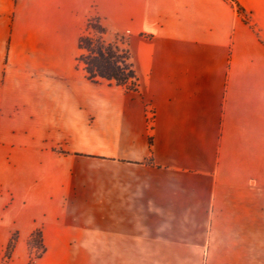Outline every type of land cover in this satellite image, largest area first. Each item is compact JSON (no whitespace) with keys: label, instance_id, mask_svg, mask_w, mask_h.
<instances>
[{"label":"crops","instance_id":"1","mask_svg":"<svg viewBox=\"0 0 264 264\" xmlns=\"http://www.w3.org/2000/svg\"><path fill=\"white\" fill-rule=\"evenodd\" d=\"M236 2L246 17L225 0H0V256L39 230L53 259L264 264V0ZM94 18L126 37L135 92L86 78Z\"/></svg>","mask_w":264,"mask_h":264},{"label":"trees","instance_id":"2","mask_svg":"<svg viewBox=\"0 0 264 264\" xmlns=\"http://www.w3.org/2000/svg\"><path fill=\"white\" fill-rule=\"evenodd\" d=\"M229 2L238 15L245 17L244 9L236 0H225ZM92 30L96 38L92 39L86 34H82L78 39V49L80 55L78 63L83 67L86 78L93 82H107L124 89L125 92H135L137 90V79L130 62L129 53L126 47L121 48L115 43H105L102 37L105 29L100 25L98 19H88L85 31ZM82 52H86L85 55ZM151 144V138L148 139ZM36 234L41 238L40 232Z\"/></svg>","mask_w":264,"mask_h":264},{"label":"rangeland","instance_id":"3","mask_svg":"<svg viewBox=\"0 0 264 264\" xmlns=\"http://www.w3.org/2000/svg\"><path fill=\"white\" fill-rule=\"evenodd\" d=\"M84 34L88 35L92 39L96 38V34L92 30H87ZM102 39L105 43H108L104 40V36ZM111 43L118 44L121 48H124L126 37H115ZM82 54L85 55L86 52H82ZM13 239L14 243L8 245L2 251L0 264H11L10 260L14 250H17V253L22 258L21 262L19 261L17 264H94L93 260H85L81 258H73L69 260L53 259L51 256L46 254V248L42 244L41 238H39L36 232H34L26 242L18 243L15 235H13ZM13 261H15V258H13Z\"/></svg>","mask_w":264,"mask_h":264},{"label":"built area","instance_id":"4","mask_svg":"<svg viewBox=\"0 0 264 264\" xmlns=\"http://www.w3.org/2000/svg\"><path fill=\"white\" fill-rule=\"evenodd\" d=\"M152 119H153V115H152V113H151V112H149V117H148V120L151 122V121H152Z\"/></svg>","mask_w":264,"mask_h":264}]
</instances>
